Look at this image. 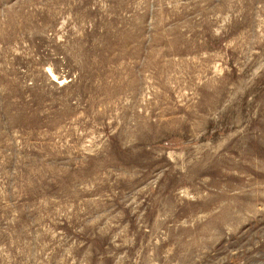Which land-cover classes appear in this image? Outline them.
Instances as JSON below:
<instances>
[{
  "label": "rangeland",
  "instance_id": "1",
  "mask_svg": "<svg viewBox=\"0 0 264 264\" xmlns=\"http://www.w3.org/2000/svg\"><path fill=\"white\" fill-rule=\"evenodd\" d=\"M0 264H264V0H0Z\"/></svg>",
  "mask_w": 264,
  "mask_h": 264
}]
</instances>
